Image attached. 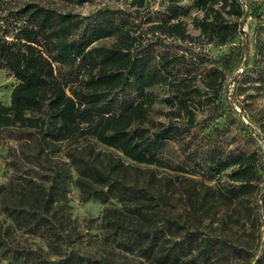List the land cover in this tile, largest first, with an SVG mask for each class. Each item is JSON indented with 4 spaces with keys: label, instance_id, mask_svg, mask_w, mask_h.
Segmentation results:
<instances>
[{
    "label": "trees",
    "instance_id": "trees-1",
    "mask_svg": "<svg viewBox=\"0 0 264 264\" xmlns=\"http://www.w3.org/2000/svg\"><path fill=\"white\" fill-rule=\"evenodd\" d=\"M145 1L130 0V5L140 10ZM192 3L202 13L193 27L206 43L224 45L238 32V23L229 19L243 15L237 1ZM124 14L103 9L79 17L33 2L9 6L0 0V69L14 78L9 103L0 101V139L32 144L43 154L53 145L89 137L134 163L192 177L211 178V172L231 168L228 179L236 184L221 198L232 202L252 195L259 182L256 153L233 149L225 153L199 144L196 114L219 96L224 73L211 67L193 73L184 53L163 42L194 39L176 15L149 25L146 30L156 36L144 43L139 26ZM107 37H113L109 45L96 44ZM154 87L166 95L161 99L169 109L165 122L150 119ZM68 156L83 190L90 180L98 185L87 196L119 202V209L105 208L101 225L115 248L151 264H249L244 248L226 239L196 236L169 218L158 225L146 188L128 185L81 157ZM9 192H4L5 200ZM27 196L30 204L25 206L3 202L8 229L38 237L47 251L12 248L11 257L20 264H104L74 247L62 248L67 235L54 218L51 185L31 189ZM3 241L0 234V248ZM254 264H264V251Z\"/></svg>",
    "mask_w": 264,
    "mask_h": 264
},
{
    "label": "rangeland",
    "instance_id": "rangeland-1",
    "mask_svg": "<svg viewBox=\"0 0 264 264\" xmlns=\"http://www.w3.org/2000/svg\"><path fill=\"white\" fill-rule=\"evenodd\" d=\"M9 6L33 2L59 12H71L79 17L98 10H121L124 16L138 25L137 31L144 43L155 36L146 28L155 21L176 15L186 24L191 42L166 38L165 44H173L175 50L184 53L199 73L206 67L224 73L225 79L219 96L210 108L197 112L199 144L205 148L219 147L228 150L254 152L255 169L259 175L257 191L241 200L228 202L221 195L230 185L231 168L224 172H211L208 176L192 177L154 165L134 163L94 138H82L53 145L45 153L37 152L33 145H20L0 139V234L5 244L0 248V264H20L11 257L12 248H35L47 251L43 241L21 231L8 229L9 220L2 211L3 202L15 206L30 204L31 189H53L54 218L65 227L63 249L74 247L84 254L104 260V264H151L135 254L124 253L106 240L102 228L105 208L120 207L116 199L102 202L88 191L98 187L91 185L84 190L78 184V173L68 155L81 157L100 168L106 175L144 187L151 196L155 222L164 218L176 221L196 236H216L243 247L254 264L264 251V0H235L242 9L240 18H229L238 23V32L224 45L206 43L198 37L193 20L201 18L192 0L169 4L165 0H146L144 8L137 10L130 0H4ZM154 21V22H153ZM135 27V28H136ZM113 37L96 44L109 45ZM199 75V74H198ZM14 78L0 69V101L9 103ZM198 87L202 88L200 83ZM156 102L150 114L154 122L166 121L169 109L161 99L166 95L162 88L154 87ZM10 191L6 200L4 192ZM213 193V195H212ZM5 200V201H4ZM22 202V203H21ZM50 257L55 258L54 255ZM246 264V263H245ZM248 264V263H247Z\"/></svg>",
    "mask_w": 264,
    "mask_h": 264
}]
</instances>
